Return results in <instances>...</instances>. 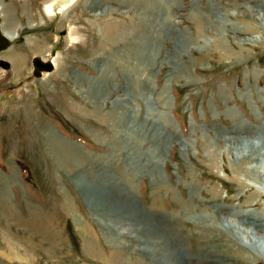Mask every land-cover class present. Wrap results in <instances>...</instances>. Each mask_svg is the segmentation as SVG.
Returning <instances> with one entry per match:
<instances>
[{"label":"rangeland","instance_id":"obj_1","mask_svg":"<svg viewBox=\"0 0 264 264\" xmlns=\"http://www.w3.org/2000/svg\"><path fill=\"white\" fill-rule=\"evenodd\" d=\"M52 1L0 0L13 37L0 52V264H150L106 240L92 192L129 193L191 264H264L193 224L200 210L226 224L264 209L225 151L264 139V0H76L49 16ZM35 57L62 68L36 78ZM89 87L106 92L100 110Z\"/></svg>","mask_w":264,"mask_h":264},{"label":"bare ground","instance_id":"obj_2","mask_svg":"<svg viewBox=\"0 0 264 264\" xmlns=\"http://www.w3.org/2000/svg\"><path fill=\"white\" fill-rule=\"evenodd\" d=\"M75 1L76 0L52 1L44 7V12L47 15L52 16L57 10H59L58 12H60L66 7L72 5ZM255 15L258 16V19H260V21L264 22L263 8H261V11L259 12L256 11ZM150 24L151 23L147 21V26H149ZM168 25H170V23L166 22L165 27H167ZM152 33L150 31V34ZM6 35H8V40L13 39V37L9 34L6 33ZM53 64L56 67V63L53 62ZM56 68L57 72L61 70L62 66H59V62L57 63ZM46 74L48 73H44V75ZM145 88H141V91L145 92ZM133 91L134 93H137V91H135V88H133ZM134 93H128L126 98H133ZM86 94L88 98L91 99L95 103V105H97L98 110H100L99 104L101 98L106 97V92L103 91L100 87H89L86 91ZM161 99H166V95L164 93L162 94ZM127 110L128 111L126 112H121L123 115H121L122 117L119 123L123 125L124 123L130 122L131 117L133 118L135 111L134 105H128ZM161 118L165 119V115H162ZM156 127H158V125L154 124L153 129ZM123 128H125L124 130L129 133L134 131V126L132 125H128L126 127L123 126ZM156 132L157 131H154V135L157 134ZM248 142H245L243 140H234V143H232L233 146L226 145V148L224 147L227 153V158L231 162L229 167L234 174H236L237 176H242L241 178H237L239 182H252L254 185L248 184V186L253 187L255 189L256 196L264 200V139L263 137H259L258 142L254 141L256 143H253L252 141H250L249 143ZM155 159L156 157L154 158V160ZM128 194L129 193H126L124 196L127 197ZM112 196L107 197L100 193L92 192L91 198L89 199V205H91L94 215L100 222L102 229L107 234L105 235L109 236L106 240H109L111 241V243L113 242L115 244L132 243L134 245L137 244V246L139 245L142 254L146 258H149L150 264H191L186 260L183 254H180L177 251V248H175L176 246L172 243V237L174 236L172 228L170 229L157 225L156 221L153 220L151 214L144 212L142 208H137L134 201L126 199L124 196V198L116 197L114 195ZM106 197L107 199L111 197V203L106 202ZM262 204L264 205V202ZM182 206L185 209V215H194L195 209L193 207L188 205ZM200 212L202 217H198L196 219V221L193 223L194 227L201 230V233L203 235H206V237L211 236L210 238L212 240L217 239L219 241H223L224 244L227 245V249L225 252L226 255L237 256L238 251H234L229 247L230 245H232L237 248L239 252H242L245 257L247 256L246 258H244V262L250 263L249 261L253 260L255 256L256 258H258L259 255L264 256V251L261 252V250L259 249L260 246L264 248V209L256 212L255 214L246 213L247 215L245 214L244 216L246 217V221L249 219H253L251 222H245L243 219H238L239 221H237L236 223L226 221V224L219 223L220 218H218L215 213L209 212L208 215H205V213H208L207 210H200ZM121 216H124L125 221H123V217ZM14 221L18 224L22 223L23 225L29 226L28 222L20 220L18 218H14ZM30 226L33 229H41L40 227H37L35 225ZM120 233L122 237H119ZM83 234L86 237V233L84 232ZM53 238L54 237L50 236L49 240ZM88 248L91 249L89 244ZM256 250L259 253H256ZM144 256L143 258H145ZM133 264L146 263L144 260H139Z\"/></svg>","mask_w":264,"mask_h":264},{"label":"water","instance_id":"obj_3","mask_svg":"<svg viewBox=\"0 0 264 264\" xmlns=\"http://www.w3.org/2000/svg\"><path fill=\"white\" fill-rule=\"evenodd\" d=\"M9 47V41L5 34L0 30V52L5 51ZM33 75L36 78H41L44 73H51L54 70V64L51 61H43L42 59L35 57L32 60ZM0 67L3 69L8 68L6 62H0Z\"/></svg>","mask_w":264,"mask_h":264}]
</instances>
